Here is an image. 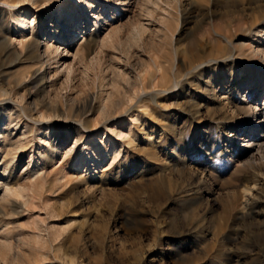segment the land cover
I'll return each mask as SVG.
<instances>
[{"label": "rangeland", "instance_id": "obj_1", "mask_svg": "<svg viewBox=\"0 0 264 264\" xmlns=\"http://www.w3.org/2000/svg\"><path fill=\"white\" fill-rule=\"evenodd\" d=\"M16 2L0 0V179L22 185L33 155L43 192L31 205L0 191V264H264V147L243 166L227 138L238 117L219 118L240 78L263 81L244 49L251 38L232 24L264 26V0ZM24 8L31 27L18 29ZM72 11L83 21L71 23ZM76 27L82 38L65 44ZM213 58L178 93L138 95L156 63L168 79ZM119 124L113 155L75 167L92 138L117 145Z\"/></svg>", "mask_w": 264, "mask_h": 264}, {"label": "bare ground", "instance_id": "obj_2", "mask_svg": "<svg viewBox=\"0 0 264 264\" xmlns=\"http://www.w3.org/2000/svg\"><path fill=\"white\" fill-rule=\"evenodd\" d=\"M16 1H17L16 3L22 4V5H24L25 3H31L33 5V4L37 3L39 0H16ZM120 1L123 2L124 0H120ZM87 2L88 1H85V5L83 6L84 8L83 9L81 8L82 9L81 11L83 12L82 17H84L87 14V10L89 9V4L88 5L86 4ZM260 2H261V0H260ZM153 5H155V4H153ZM257 5H258V3L256 4V6ZM242 7H243V5H242ZM261 7H262L261 5L258 6V11L260 13L263 10ZM61 8H63V7H61ZM62 10L59 12L60 18H58V19H55L54 18V19L56 21V25L59 28H66L65 25L63 24L62 20H61L62 19L61 18L62 17ZM27 13H28V10H26L25 8L22 9V10H20L19 15H18V21H17L18 22V29H21L23 26H25V24H26V26H29V28L31 27V22L32 21H30V22H27L26 21ZM251 15H253V14H251ZM68 17L70 18V22L73 23L74 25H76L78 21H83V18H81V17L78 20L77 19L78 16L75 17L73 11L68 14ZM257 19L255 18V21ZM238 20H240V18H238ZM238 20H236V21H238ZM252 21H254L253 20V17H252ZM255 23L254 22H251V26L253 24H255V25L252 26V28H249L248 27L249 29L247 27H245L244 25H242L244 23L241 24V22H240L239 25H237L235 23L236 26H234L235 24H232L233 25V28L235 27V29H233V28L232 29L234 30V32H240L241 34L242 33L247 34L251 38V39L246 40L247 41L246 42L247 44H246V48H244V49H246L247 53L246 52L245 53H246L247 57L249 56V59L251 61H253L254 63H257L259 61L262 62L261 74L263 75V77H262L263 78V81H262V83L260 85H257L256 82H255V80L248 81L245 78H243V79L240 78V80L238 81L237 87H236V93L237 92L240 93V95H238L239 96V100H237V102L234 101L232 103V102H230V100H227V98H225L227 101H224V103H222V111H221L222 113L220 112L222 116L221 117L219 116V118L221 120H223V121L232 120V119L238 117L237 118V125H238V127L234 128L233 130H230L228 132V134H227L228 135L227 138L233 140L232 143L234 144L233 145L234 148H233L232 151H234V154L235 155L238 154L239 160L237 162H241V160H246V162H245V164H243V166H247V167L248 166H250V167L252 166L253 167L255 165L253 162L250 161V157L253 154V152L254 151H258L259 152L260 149L264 147V86H263V84H264V26H261L257 22H255ZM227 26H228V24H227ZM84 28L85 27H82V29H80L79 27L73 28L71 30V32H70V36H68L67 34L66 35L62 34L61 35L62 40L64 41L65 44L69 43V41L71 39H72V41L75 40L76 43H77L79 41V39L82 38V33H83V29ZM80 30H82V31H80ZM226 31H227V27H226ZM91 36H92L91 33L88 34L87 39L89 40L91 38ZM36 46H37V50H39L40 44L37 43ZM53 50H54L55 53L58 54L57 51L59 50V46L54 47ZM176 54L177 53H175V57H177V55H178V54L177 55ZM242 54H243V52H242ZM217 59L218 58H216V59L213 58V59L208 60L206 62H201L200 61V63H197V64H195L192 61H189V62H186V63L184 62L183 64L186 67V71L184 72V74H176L175 72L174 73L172 72V74L170 75V78H168V79H166L164 77V74L165 73H164V67L162 66V64L160 62L159 63H156V65H155L156 70H155L154 74L153 75H149L148 77H144V80H143V83H141V86H140V90H139V94L138 95H141V96H143V95H151V97H152V96H156L158 93H165V92H168V93L177 92L178 93V91L181 88V86L183 84V81H184V79L186 77L190 76L191 74H194V72L201 71L200 69H201V66L203 64L209 65L211 63H213V64L218 63L219 61ZM225 61H227V62L232 61L233 63L235 62V60L230 59V57H228V56L225 58ZM238 63H240V62H238ZM241 63L243 64V62H241ZM245 63H249V62H245ZM63 65H65V64H63ZM232 65H234V64H232ZM241 67H243V66H241ZM241 67H240V72L242 73L245 70L243 69L244 67L243 68H241ZM68 68L69 67L66 65L65 66L66 71L67 70L69 71ZM202 68H203V66H202ZM143 73H144V71H143ZM183 77H185V78H183ZM160 84H162V88L161 87L160 88H156V87H159ZM205 84H206V86L208 85L207 83H205ZM148 85L151 87V89H149V90H147L148 89L147 88ZM262 90H263V94H261L262 93ZM113 105L114 104H112V106ZM144 105H146V104H144ZM220 113H219V115H220ZM36 114L38 115V118L40 120L41 119L42 120L45 119L46 116H47V115L45 116L44 112H42L41 110H38ZM174 124H175V121H174ZM171 127H173V126H171ZM115 130H116L115 131V135L119 138V142H118L117 145H115L112 142L111 139L108 140V141H103L102 140V141H99V143H98V142H95V139L94 138H92V140H91L92 143L89 144V145H87L86 147H83L82 150L80 151V153L74 158V165H75V167H77V168H89L91 166V164L98 165V163L100 161H104L109 155H113L114 152L116 151L117 146L119 145L121 139L125 136L124 130L122 129L121 124H119L116 127ZM148 137H149L148 138V142L150 144H152L154 142V139L153 138H150V136H148ZM1 138L3 139V136ZM16 140H17V138H16ZM240 141L242 142L241 143V146H239V142ZM12 144H11V146H14V144L15 145L18 144L20 146L19 147L17 145L19 148H22L23 147V143L22 142H19V140H17V142L14 141ZM106 144L108 145V148L106 147ZM11 146H10V148H11ZM228 149H229V146L226 147V149H224V154L227 153V150ZM232 159H233V157H232ZM232 159L230 158L229 161L231 162ZM26 165L27 166H26V168H24L25 171L23 172V176H22V179H23V184L22 185L14 184V183H12V182H10L8 180L9 178H6V177L0 179V191H1V194H2L3 197L11 198V199L12 198L13 199H22V201H24V203L30 202V203H27V204H31L33 202H36L34 200H36L38 197H41V193L43 192V183H42V180L43 179H42V176H41V172H42L41 171L42 170L41 160L38 159V158H35L33 155H30L28 157V161H27V164ZM236 165H238V164H236ZM194 174H196V173H191V175H189V174L188 175H189V177H193ZM210 177L213 178L215 176L214 175H212V176L210 175ZM213 180H214V178H213ZM195 190L196 191H193V189H192V192L191 193H192L193 196H194V194L195 195L196 194L198 195L201 192V190H199L197 188ZM250 190H249V187H246V186L245 187L243 186V188L241 190V193H242L241 195H242V197H244V198H242L243 200H241V202L239 203V206H240L241 209H245L248 206V197H247V195L250 193L249 192ZM160 197H162V195H160ZM197 198H199V197H197ZM233 199H234V197H233ZM8 200H10V199H8ZM197 200H199V199H197ZM197 200H196L195 197H192L191 198V201H193L195 203L197 202ZM9 244H8V246H9Z\"/></svg>", "mask_w": 264, "mask_h": 264}]
</instances>
